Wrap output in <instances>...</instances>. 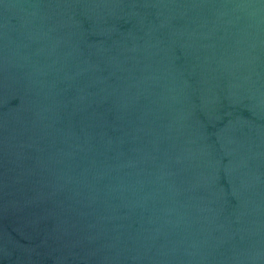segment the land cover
Here are the masks:
<instances>
[{"label":"water","instance_id":"95a60500","mask_svg":"<svg viewBox=\"0 0 264 264\" xmlns=\"http://www.w3.org/2000/svg\"><path fill=\"white\" fill-rule=\"evenodd\" d=\"M0 264H264V0H0Z\"/></svg>","mask_w":264,"mask_h":264}]
</instances>
